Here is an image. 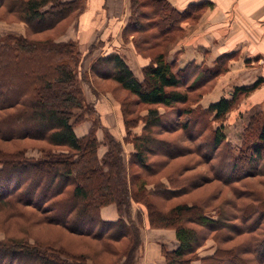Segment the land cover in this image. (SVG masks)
<instances>
[{"label": "trees", "instance_id": "obj_1", "mask_svg": "<svg viewBox=\"0 0 264 264\" xmlns=\"http://www.w3.org/2000/svg\"><path fill=\"white\" fill-rule=\"evenodd\" d=\"M3 1L0 0V4ZM54 1L28 0L26 2L25 13L28 16V21L37 20V22L43 23L36 30L52 28L76 9L66 6V1L59 0V5L64 4L60 6L62 12H50L46 19L48 10L42 11L41 8ZM159 2L170 6L172 8L170 11L175 14V18L171 12L168 14L166 10H162L165 14H161V10L155 7L156 13L162 15V21L158 20L156 26L162 35L168 36L172 34L176 25L182 28L181 23L190 17L192 9L202 4H190L184 10H179L168 0H159ZM133 4L135 5V3ZM14 7L13 5L10 10L13 11ZM142 26L136 22L131 28L130 26L128 28L134 32L143 33L146 30H143ZM128 28L124 30V35ZM14 38H16L15 41L0 39V108L7 109L20 103L21 94L26 93V90L38 93L39 96L32 101V105L36 107L37 105H39L38 107L48 105L49 107L41 114L36 112L35 117L41 119L40 122L35 125L29 123L28 128H24L25 131L22 133L31 138L45 139L56 148L41 150L42 152L38 156L28 155L26 150L18 153L0 150L2 157L0 159V214L4 216L5 213H10L8 210L10 206L15 207L13 209L15 212L23 206L42 211V203L45 204L61 196L67 186L71 182H75L67 199L63 198V200L52 203L51 223L64 227L77 236H87L99 243L104 241L106 244L104 243V248L101 247L94 252H91V248H88L87 251L71 252L64 247L41 243L37 240L29 242L19 238H0V264H88L89 260L110 264L123 259L129 264L141 245L139 225L127 220L124 217L126 213L122 212L123 208L131 204V201L143 202L147 208L150 226L173 227L175 229L179 246L175 250L165 252L167 264H190L197 250L207 239L204 229L215 232L218 230V217L215 218L199 210L197 204L189 203L187 200L168 209L161 208L157 202L146 196L150 193L159 194L162 199L171 201L179 197L185 186H168L161 181L162 184L154 185L151 189L142 175L145 172L152 174L162 169L160 167L157 170H152L150 167L152 164L147 162V157L149 154L155 153L154 146H152L156 145V140L153 137L155 129L164 127L169 130L166 125L170 120V115L175 111L162 112L160 106L179 110L178 105L188 104L190 90L194 86L188 85V81L186 82L189 76L186 73V68L191 65L198 66V64L192 61L184 67H179L176 61L168 59L166 51L145 53L143 48L141 50L137 46V51L146 58V63L143 66L144 78L141 80L117 51H111L96 58L93 67H91L92 71H97L104 79L115 80L121 89L136 96V104L149 105L147 114H144L143 119L140 118L144 121L142 130L136 134L132 131L138 125L139 116L135 117V120H131L129 115L132 114V111L127 109L128 101L121 103L125 125L131 126L133 122L135 125L126 128L127 133H133L131 141L134 145L133 154L126 162L125 158H122L123 155L122 157L117 155V150L121 149L115 143L116 140L120 141L116 137H111L107 143L108 150L100 158L99 142L93 133L95 125L88 134L82 137L76 134L73 122H71V113L74 107L84 104V96L81 86L78 87V81L75 80L74 67L66 61L74 55L75 42H32L25 37ZM224 55L230 54L225 53L222 56ZM222 71L223 69L218 66L214 70V74ZM199 77L202 78V74H198L195 78L191 75L194 82H197ZM263 81V78H259L251 85L237 86L231 93V98L222 97L207 108H203L201 113L210 114L213 119L225 117L239 100L240 95L250 94ZM12 86L21 92L14 93L11 90ZM184 86L186 89L183 90ZM196 109V107L183 108L180 115L192 112L194 114ZM260 121L263 120L260 119ZM1 129L5 131L4 138L10 139L13 136L14 129L11 130V134L6 127L2 126L0 131ZM225 139L226 132L221 126L216 127L212 146L219 148ZM161 143L162 154L168 158L177 156L173 153L176 149H173L170 142ZM253 144L256 145L254 156L249 154L247 161L243 162V165L247 167L245 174L254 171L251 169L250 160L259 157L264 150V121L260 123L258 140ZM132 162L140 166L143 172L132 173L130 171ZM166 163H162L163 168L168 165ZM155 167L157 166L155 165ZM239 167L238 160L233 159L230 171L232 178L235 174L238 176ZM78 169H81L79 173L76 172ZM172 179L171 176V181ZM92 182H94L93 185ZM112 203L117 205L120 216L115 221H108L102 218L101 209ZM125 239H130L129 249H126V252L122 250V254L116 253V249L111 245L119 243L125 245V248L128 245ZM253 244L257 263L264 264V238ZM108 248L110 252L107 250ZM102 252L104 255H101L103 257L100 258L98 254ZM217 252L209 259L211 262L205 261V264H240L235 259L232 262L230 258L229 261L220 259L219 255L216 256ZM110 254L116 256L115 259H110Z\"/></svg>", "mask_w": 264, "mask_h": 264}, {"label": "rangeland", "instance_id": "obj_2", "mask_svg": "<svg viewBox=\"0 0 264 264\" xmlns=\"http://www.w3.org/2000/svg\"><path fill=\"white\" fill-rule=\"evenodd\" d=\"M27 1L4 0L0 4V39L3 41H15L16 38L14 37H25L32 42L74 41L77 49L75 48L73 57L66 59V61L74 67V73L77 76H75V80L77 79L78 81V87L81 86L84 96V104L74 107L71 113V122H73L76 134L82 137L88 134L95 125L93 133L99 142L98 153L100 158L108 150L109 146L107 143L111 140V137H116L120 141L116 140L117 142L115 141V143L121 149L117 150V155L121 157L123 155L122 158H125L127 162L133 154L134 145L131 141L133 133H127L126 128L134 127L135 125L133 121L131 126L125 125L121 103H123L122 101H128L127 109L132 111V114L129 115L131 120H135V117L139 116L138 125L132 131L136 132V134L142 130L144 121L140 120V118L143 119L144 114H147L149 105L136 104V96L121 89L115 80L104 79L97 71H92L91 67H93L98 55H93L92 57L90 55L99 48L103 50L107 47L105 46V40L103 38V40H98V37L91 46L89 43L94 38H91V36L109 30L113 33L111 40H114L120 34L124 42L131 41L135 48L137 46L141 50L143 48L145 53L166 51L168 54V48L171 47V43L182 37L184 32L175 23L176 27L172 30V34L169 36L162 35L160 29L156 26L158 20L162 21V15L156 13L155 7L161 12L162 10H166L167 13L171 12L175 18V14L170 11L172 8L166 3H160L159 0H136V2L135 0H102L103 3L100 8L98 7L93 11L91 9L93 7L92 0H64L67 2L66 6L76 9L66 19L60 21L52 28L41 31L36 30V28L38 29L43 23H39L37 20L28 21V16L25 13ZM13 5L15 6L14 10L11 11L10 8ZM61 5H59V0H55L43 6L41 10H48L46 13L47 19L50 12H62V9H60ZM205 7L206 4L194 7L190 17L185 19V21L194 25L199 16L205 11ZM161 14H165V12ZM88 22L90 25L85 26L84 24ZM136 22L143 25L141 28L146 31L137 33L128 28L129 26L131 28ZM121 24H123V28L122 31H119ZM163 25L165 26V24ZM127 28L128 31L124 35V30ZM114 32H116V35H114ZM92 48L95 49L92 50ZM222 55L211 59L210 55L205 54V61L201 65H191L186 68V73L189 75V80L187 79L186 82L188 81V85L192 84L194 86L190 90V101L188 104L178 105L179 110L160 106L162 112L175 111V113L170 115V120L166 125L169 130L164 127L155 129L153 137L156 140V145H152L155 153H151L147 157V162L152 164L150 165L152 170H157L160 167L162 169H159V172L155 171L152 174L145 172L144 175L142 173L141 175L149 183V188L151 189L154 185L162 184L161 181L168 186H185L179 197L171 201L162 199L159 194L150 193L146 196L157 202L161 208L168 209L183 200H187L189 203L197 204L196 206L199 210L215 218L218 217V230L215 232L204 229L207 239L197 250L190 264H193V262H196V264H205V261L211 262L209 259L214 256L216 251H218L216 256L219 255L220 259L223 260L229 261L228 259L230 258L231 262L235 259L240 264H242L241 262L258 264L257 257L253 251V243L264 238V150L259 157L250 160L251 169L254 171L248 173L249 175L245 174L247 167L243 165V162L247 161L249 154L252 157L254 156L256 145L253 143L258 140L260 123L264 121V112H262L256 101L253 103V101L240 95L232 110L223 118L213 119L210 114L201 113L203 108H207L220 98H231V93L237 87L231 75L227 76L225 74H228L227 72L231 68L233 59H243L246 56L239 53ZM201 56L197 55L198 58ZM54 59L56 60L55 56ZM207 59L209 63H207ZM247 63L248 60L245 59V65L243 64L245 68L241 72L242 79L258 80L263 78L264 80L262 72L254 68L246 69L250 66L254 67L255 63H251V65ZM177 65L180 66L178 63ZM132 66L135 67L134 64ZM218 66L223 71L214 74V70ZM260 67L262 69L263 64ZM135 71L139 77L143 76L140 70L135 69ZM198 74H202L203 79L199 77L198 81L194 82L193 80ZM191 75H193V79ZM182 89H186L185 86ZM11 90L14 93L21 92L13 86ZM103 93L113 95L115 100L110 96L111 99L109 101L113 104V107L109 108L110 105L107 100L106 103L103 102L100 95ZM38 96V93L34 91L27 92L26 90V93L21 94L20 103L7 109L0 108V127L8 128L7 131H10V134L11 130L14 129L12 132L13 136L10 139L3 137L5 131L1 129V151L18 153L26 150L28 155L38 156L42 152L41 150L56 148L45 139L31 138L24 136L22 133L25 131L24 128H28L29 123L35 125L40 122L41 119L35 117L36 112L41 114L49 107L48 105H42V107L32 105V101L36 100ZM106 106L108 107L106 109L108 113L101 109ZM195 107L197 109L194 114L192 112L191 114L180 115L183 108ZM116 112L120 119L119 117L117 118ZM260 119L263 121H260ZM120 121H122L123 125ZM220 126L226 132V139L219 148H215L212 146L213 135L216 127L219 128ZM161 142H170L173 149H176L173 153L177 156L168 158L162 154ZM233 159L239 162L240 167L237 174L240 177L236 174L233 178L231 176L230 171ZM163 162L168 163L164 168ZM130 167L132 173L143 172V169L133 162ZM80 171L81 169H78L76 172L79 173ZM77 175L80 176V174ZM171 176L173 178L172 181ZM72 180H75V178H72ZM74 183L71 182L61 196L45 204L42 203V211L23 206L15 212L13 211L15 207L10 206L8 210H10L11 214L5 213L4 216L0 214V238H19L29 242L37 240L41 243L64 247L71 252L87 251L88 248H91V252H94L101 249L106 242L100 241L99 243L87 236H77L66 228L51 223L52 213L50 209L52 208V203L63 200V198L67 199L74 187ZM93 184L94 182H92ZM20 210L21 212L19 213ZM122 212L126 213L124 217L127 220L136 222L139 225L140 233L142 228L145 229V232H147L146 229L148 228L175 230L173 227L150 226L147 208L143 205V202L131 201V204L123 208ZM21 213L22 215L20 216ZM130 239H125V242L128 244ZM111 246L116 249V253L122 254V250L126 252L130 244L125 248V245L119 243ZM107 250L109 251L110 249L108 248ZM101 255H104V253L98 254L100 258L103 257ZM164 255L166 257V253ZM114 257L116 256L110 254L109 258L115 259ZM135 257L129 264L135 263ZM91 261L95 264H101L93 260L88 262Z\"/></svg>", "mask_w": 264, "mask_h": 264}, {"label": "crops", "instance_id": "obj_3", "mask_svg": "<svg viewBox=\"0 0 264 264\" xmlns=\"http://www.w3.org/2000/svg\"><path fill=\"white\" fill-rule=\"evenodd\" d=\"M173 6L179 10L185 9L189 4L202 3L206 4L205 11L199 16L194 25L191 22L183 21V36L171 43L168 48L167 57L171 61H178L179 67H184L189 62L202 64L205 59L204 55L208 54L214 59L218 55L225 53H239L244 55L243 59L236 58L232 60L231 68L227 72L231 75L233 82L237 86L251 85L256 79H242V69L245 68L244 61L248 60V65L255 63L254 67H247V70L254 68L263 73L264 77V0H168ZM102 0H92L91 9L100 8ZM90 16V15H89ZM89 26L90 23L84 24ZM119 31H122L123 24ZM109 30L97 33L91 38V46L95 43V39L105 40L106 49L99 48L90 55H105L110 51H117L130 65L135 75L139 79L144 78L143 66L146 58L143 57L131 41L124 42L122 35L118 34L117 38L111 40L113 33ZM123 34V33H122ZM116 35V32H114ZM119 36V37H118ZM103 38V39H102ZM108 38V39H107ZM107 39V40H106ZM95 48H92L94 50ZM178 52V55H177ZM197 55H202L197 57ZM210 59V58H209ZM207 63L208 59H207ZM134 64L135 67L132 65ZM244 64V65H243ZM261 64L263 67L261 69ZM135 69L140 70L143 74L139 77ZM256 78V77H255ZM103 102L109 103V108L113 107L110 101V93L100 94ZM243 97L256 101L264 112V81L250 94ZM115 100V99H114ZM103 111H108L106 106ZM115 113V112H114ZM113 113V114H114ZM117 118L120 116L116 112ZM122 124V121H120ZM123 125V124H122ZM102 218L108 221H115L119 218L120 213L115 204H109L101 209ZM142 228L141 245L139 246L134 264H166V251L175 250L179 246V240L175 230L158 229V228ZM88 264H95L88 262ZM110 264H127L125 260L113 262ZM193 264H196V262Z\"/></svg>", "mask_w": 264, "mask_h": 264}]
</instances>
